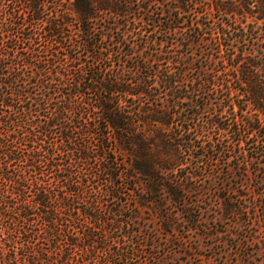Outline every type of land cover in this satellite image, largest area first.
Listing matches in <instances>:
<instances>
[{
  "label": "trees",
  "instance_id": "obj_1",
  "mask_svg": "<svg viewBox=\"0 0 264 264\" xmlns=\"http://www.w3.org/2000/svg\"><path fill=\"white\" fill-rule=\"evenodd\" d=\"M244 1L71 0L44 18L43 0H0V264H143L121 219L146 196L179 205L200 164L264 127V47L239 51L243 30L212 17ZM77 50L128 70H96ZM223 50L237 89L221 78Z\"/></svg>",
  "mask_w": 264,
  "mask_h": 264
},
{
  "label": "rangeland",
  "instance_id": "obj_2",
  "mask_svg": "<svg viewBox=\"0 0 264 264\" xmlns=\"http://www.w3.org/2000/svg\"><path fill=\"white\" fill-rule=\"evenodd\" d=\"M43 1L44 18H47L66 10L71 0ZM261 1L264 4V0ZM261 1L242 2L238 13L234 15L212 12L218 29L230 34L235 30H243L246 42L239 45L238 50L245 53L251 51L250 54L255 56H260L261 48L264 47V20L260 19L262 15L259 14ZM195 8L197 12L201 11L198 5ZM205 17L190 15V18H196L202 23L206 22ZM182 33L184 30L178 31V34ZM251 35L259 39L251 40ZM72 37H77L76 30L72 31ZM128 40H132L131 37ZM105 44L107 42H102V47ZM229 54L232 53L222 51L221 59L225 60V64L221 78H227L231 83V62L226 61ZM75 56L80 63H91L99 71L111 68L126 74L129 67L126 63L116 64L114 60H95L80 50L75 51ZM230 86L238 88L233 83ZM237 95L234 93L235 99L243 106L245 98ZM249 109L252 118H255L253 109ZM242 116H246V120L249 114ZM260 116L264 121V114ZM225 136L228 134L213 135L211 142L224 140ZM206 142L207 139L203 138L196 141V144ZM262 147L264 127L256 134L246 135L240 150L229 151L224 158L214 157L212 167L206 161L200 164L191 184H182L185 191L179 205L161 194L156 197L146 196L138 218L121 219L128 222L125 243L131 247L130 252L136 254L137 251L139 262L143 264H264V158L259 156L258 151ZM183 174L182 171L178 172L179 176ZM128 195L125 198L126 207L132 208L134 197ZM181 208L191 210L197 222L189 224ZM227 209L232 211L228 213ZM163 213L172 219L170 231L162 225Z\"/></svg>",
  "mask_w": 264,
  "mask_h": 264
}]
</instances>
